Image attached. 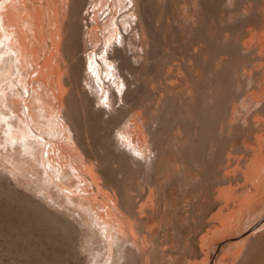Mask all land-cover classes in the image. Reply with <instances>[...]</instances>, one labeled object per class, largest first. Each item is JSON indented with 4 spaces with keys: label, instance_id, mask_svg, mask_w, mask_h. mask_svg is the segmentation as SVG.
Masks as SVG:
<instances>
[{
    "label": "bare ground",
    "instance_id": "6f19581e",
    "mask_svg": "<svg viewBox=\"0 0 264 264\" xmlns=\"http://www.w3.org/2000/svg\"><path fill=\"white\" fill-rule=\"evenodd\" d=\"M84 2L90 0H0V149L6 147L5 151H8L3 156L1 150L0 158L6 164L5 171L16 170L31 182L34 193L43 194L63 211L66 210L67 215L86 231L88 243H106L107 259L103 264H119L127 257L126 252L135 251L136 243L142 241L137 239L136 242L135 235L129 237L128 234H135L138 228L131 220L136 221L137 218L140 221L138 218L145 211L148 215L154 198L151 199L150 189L144 201H138L135 214L121 207V202L126 204L127 201L126 197L122 198V190V195L118 193L120 180L117 177L119 184L116 189L115 177L102 170L100 156L110 159L113 165H117L119 160L123 161H120L122 164L128 162L145 174L150 172L149 169H158L160 165L157 164H163L160 162L169 148L165 147L169 140L162 137L163 132L167 133L164 131L167 120L175 124V128H171L175 131L171 139L174 151L179 144L185 148L194 144L197 136L201 143L207 141L202 140L207 133L216 145L219 135L215 136V132L227 134L245 126L257 129V118L252 119L249 113L242 112L240 107L243 102L233 98L234 91L231 89L246 90L259 82L262 83H259L260 86L264 85L262 79L259 80V72L264 67L256 72L258 65H254L259 57L264 61V31L249 29L257 23L264 24V0H91L93 7H86ZM181 5L187 12L185 16L180 13L184 17L178 14V10L184 7ZM101 11L102 14L107 11L103 22L98 16ZM210 26L218 28L217 37L211 34ZM245 26L248 27L247 35L242 34L244 37L239 38L242 36L237 32ZM23 29L28 33L26 37ZM235 29H239L236 31L238 36L234 33ZM242 29L240 32L245 31ZM83 34H88L85 38L87 43L82 42L81 46L78 41L82 40ZM76 38H79L78 44L75 43ZM177 42L183 44V53L177 50L178 53L177 48L176 53H172V46L168 53L165 52V44L174 47ZM28 45L36 46L28 48ZM78 45L82 49L77 48ZM73 53L75 60L69 57ZM169 53L172 54L171 59ZM251 54L259 56L257 59L250 56L255 59L254 64H242L239 58L249 59ZM166 55L169 56L167 62ZM65 86L70 87V96ZM73 87L76 90L71 91ZM179 89L182 95L178 96L174 92ZM72 92H78V95H72ZM169 93L174 94L170 97ZM73 96L78 101L72 98L73 103ZM250 96L252 103H259L257 97L260 95ZM175 99L179 104L183 100V110L177 109ZM75 102L83 109L88 107L91 115H86V111L82 117L77 112L81 107ZM209 105H212V112ZM261 105L263 107L264 104ZM76 117L85 119L79 123ZM78 123L83 124L85 130L82 138L78 135ZM255 136L253 139L258 148L253 150L251 147V158L246 159L242 155L243 152L249 155L247 147L242 146L244 150L239 151L230 150L233 144H229V149L226 145L230 154L226 153L228 156L223 158L226 163L222 167V179L228 183L240 179L244 183L240 181V186L236 184V188L239 187L237 190H234L235 185L231 186L235 181L230 182V186L226 184L229 189L225 186L221 191L219 187L215 188L218 191L214 190L213 194L218 192L216 199L214 197V200L218 198L217 202L225 198L222 196H237L242 205L248 198L255 200L256 205L259 204L257 200L264 202V141L262 136ZM179 139L182 141L179 142ZM198 145L201 147L202 144L199 142ZM194 150H187L193 162L200 149L197 152ZM244 164L246 172L242 170V177L237 178L235 172L239 173V167ZM177 165L180 169L184 161ZM30 175L35 178L31 179ZM243 184L247 188L240 189ZM226 199L224 202L227 204ZM234 200L239 206L236 198ZM229 202L228 205H231ZM248 202L253 206L249 209L256 206ZM223 203L221 201L219 211L228 208ZM234 204L229 207L238 209V206L233 207ZM125 207L129 208L127 204ZM245 208L248 207H244V211Z\"/></svg>",
    "mask_w": 264,
    "mask_h": 264
},
{
    "label": "rangeland",
    "instance_id": "374dc122",
    "mask_svg": "<svg viewBox=\"0 0 264 264\" xmlns=\"http://www.w3.org/2000/svg\"><path fill=\"white\" fill-rule=\"evenodd\" d=\"M90 2L88 3L84 2V5H86V7H89V6L93 7V4H90ZM183 6L184 5H181V7ZM97 7H99V3ZM104 9H106V7ZM89 11H92V8H89ZM178 11H180L178 12L179 15L180 13H182L185 16L187 13L185 6L183 8H180V10ZM106 13L107 11L105 12V14ZM105 14H102V11L98 13V16L101 17L100 21H102ZM183 15L182 17H184ZM42 20H43L42 22H44L43 24H45L46 21L44 20V16L42 17ZM257 24H255V26ZM261 25L262 23H260L258 27H255L254 25L253 27L249 26L250 27L249 29L254 28L253 30L255 32L264 31V24L262 25V27ZM44 27L46 28V25H44ZM210 28L212 29L213 32L216 31L215 33L211 31L210 32L211 34H214V35L216 34L215 36L217 37V32L219 31L218 28L216 26H210ZM247 28L248 27L246 26H245V29L241 28L242 30H245L242 32H240L241 29L240 30L238 29L240 33L239 32L237 33L240 36H242L239 38H243L244 35H247V30H248ZM83 30L86 31V27L85 28L83 27ZM96 30L99 33V28H97ZM238 30L235 29L234 33H236V31ZM243 32H246V34ZM27 34H28L27 32L24 34L25 37L27 36ZM214 35H212V37ZM87 36L88 34H83L82 36L83 41L80 40L81 42L78 41V39L81 37L76 38L75 43L78 44L79 42V44H81L82 46L83 45L82 42L84 44L87 43L85 39L87 38ZM62 37H65V36H62ZM26 43H27V40H26ZM179 45L182 47H180ZM30 46L32 47V45H28V48H31ZM76 46H75L76 50L77 48L82 49V47H80L79 45H78L79 47L77 48ZM171 46L173 48V49L171 48L173 52L172 51L170 52L172 53L174 52L176 53L177 50L179 52L181 51V53L185 51L183 44L180 42H177L174 44V47L173 45L165 44V47H167L165 48L166 49L165 52L168 53ZM37 48L43 51L39 46ZM47 49H44V50H47ZM40 50L37 49L38 53H41ZM73 54L74 55L71 54L72 56H69L71 57L70 58L71 60H75L74 58L75 53ZM169 54H170V57L166 55L165 59L167 57L171 59L172 54L171 53ZM250 56H252L253 58L256 56L255 59H257L258 55L251 54L248 56L249 57V59L247 58L248 60L246 59V57L244 59L239 58V57L238 58L241 59L242 64L244 65L246 64L247 66H249L255 60ZM251 59H253V61ZM260 60L261 58L259 57V60L257 59L255 64L253 63L254 65L256 64L258 65L255 67L256 72L261 71V68L264 67L262 64L264 63L263 59L261 61ZM165 62H167V59ZM241 62H238V64H240ZM262 70L263 71L259 72L260 74L259 80L262 79V81L264 82V79H263L264 69L262 68ZM29 71H31V69ZM64 79L65 78H63V82H65ZM4 83L6 84L7 82H4ZM259 83L257 84L259 85L258 87L255 84L256 86H252L253 88L250 87L249 89H246V90L231 89L232 91H234V96H233V92L231 93V96H233V98H236L237 100H241L240 103L243 102L240 107L243 110L242 112L249 113L250 114L249 116H251L252 119L255 117L257 118L258 124L260 123L259 124L260 127L257 124V129L256 127L245 126L243 128L242 127L235 128L237 131L233 129L227 134L224 132H221L220 134L219 132H217L218 134H215L216 132L212 130L213 132H215L213 133L215 136L219 135L220 138L218 137V140H217L219 144L216 143L215 145L214 142L212 141L213 139H211L210 137H207L209 136V134L207 133V136H204L205 138L204 137L202 138V140L206 139L207 141H203L201 143L200 137L197 136L196 137L197 139L194 138L196 142L193 140L194 144H190L191 146L188 144L186 145V147L187 146L188 147L185 148V146L183 147L181 146V144H179L177 151H174L172 149L173 148L172 140L174 137V134L172 132H175L173 131L175 128V124L172 125L171 124L172 121L167 120L165 123V125L167 126L164 127L165 129L164 131H167V133L163 132L164 134L162 135V137L167 138V140L165 138L164 139L166 141L169 140L168 144L170 145V142H171V145L169 146L168 144H166L167 146H165L169 148H167L166 152H164L166 154L165 158L160 162V163H163L164 165L157 164L156 166L160 165L158 166V169L157 167H155L156 168L155 170H153V168L149 169L150 172H147L148 170H146L147 172L145 173L146 177H145V174L142 173L143 171H141L140 168L138 170L141 172L136 170L138 167H136L135 169V167L132 166L130 163L128 164V162L122 164L120 162L122 160H119V162L116 163L117 165H115V163L113 165V163L111 164L110 159L104 156H100L101 158H99L100 159L99 162L101 166H103L101 167L103 168L102 170L108 174H113V177H115L116 179V180L114 179V183L117 184V185L115 184L116 189L118 188L120 189L118 193L121 192V195H122V193L124 192V194L122 195V198L126 197L125 200L128 203L127 202L125 203L127 204L128 207L131 205L129 208H127L125 207L126 204L121 202V205L123 204L121 207L128 209L130 211V212L128 211L129 213L135 214L136 213L135 208H137V205L139 204V202L144 201V199L150 193L148 192L150 191V189L153 192V193L152 192L150 193V195L152 194L151 199L153 200L154 198V201H152L153 207L151 210H148V215H147V211H145V213L143 214L144 216L147 215V217L146 216L144 217L142 215L141 216L142 218L141 217L138 218L140 219V221L137 220V218H136V221H134L133 219L132 221L130 219L133 225L135 226L138 225L137 227L139 229L142 228V230H139L136 227L139 231H137L136 229L135 234H133L134 232L132 233V235L128 234L129 237L135 235L136 237L134 236L135 238L134 240L136 242L138 240L140 241V239L143 242L140 241L136 243L137 249L135 251L130 250L131 252L128 254L129 252L128 250L126 252L127 257H125L123 262L121 260L119 264H264V202L257 200L258 201L257 203L259 204L256 205L255 200L248 198L245 200V202H243V205H242L240 201L237 200L238 199L237 196L236 197L231 196L230 197L231 199L229 198V196L228 197L222 196L223 198L225 197L224 199L227 198L226 199L227 204L224 202L225 200L223 198H220L223 200H219L218 201L219 203H218L217 202L218 198L217 200H214V197L218 196V192H216L217 195L213 194V192H215L214 190L218 191L217 189H215L218 187H219L218 188L219 191L223 190L224 186L229 189L227 185L230 186V182L235 181L233 184L231 183L232 187H234L233 185H235L234 190H237L239 188V187L238 188L236 187L237 185L240 186L239 184H241V182L244 183V181H241L240 179H238L239 180L238 183H236V181L238 180L230 181L228 183L227 181L224 182V179H222L221 172L224 169L222 167H224L226 163L225 161L226 156H228L226 155V153L230 152L229 150H227V148L229 149L231 146L230 150L237 149L239 151H242L244 150L243 148L244 146L245 148L247 147L249 151V155L245 154L244 152L242 153V155L245 156V158L247 159V158H251V152H250L251 147L252 149L254 148L253 150H256L258 148L256 147L257 143L255 142V139H253L256 137L255 134L257 136L259 135L262 136L261 137L262 141H264V128H263L264 127V117H263L264 116V105L263 107L261 105V103L264 104V85L260 86L262 83L261 84ZM183 85L184 84H182L180 88L181 90H182ZM69 88L66 87L65 91L66 93H68V95L69 94L71 95V93H69L70 92ZM180 89L177 91V93L174 92L178 96L182 95V91H180ZM74 90L76 89H74L73 87L71 91H74ZM235 90H238V92H236ZM245 91L246 93H243ZM235 92L237 95L235 94ZM74 93L72 92V95L73 94L75 96L78 95L77 94L78 92H74ZM249 93L252 95H256V97L257 95L258 96L260 95L259 97H257V99H259L257 101L260 104L252 103L251 102L252 98ZM169 94H168V98L170 101V97H172V94L171 93ZM72 98L75 99V101L77 100V97L74 98L73 96L71 97V101L73 100ZM142 100L143 99H141V101ZM176 100L177 99H175V101ZM180 101H181V104H179V101L177 100L178 104L176 105H175L176 102H174V105L177 107V109L178 108L181 109L183 106V103H182L183 100H180ZM73 103H74V100H73ZM75 104L76 106H80L78 102H75ZM256 105L261 106V107L258 108ZM209 106H210L209 109L212 112V108H211L212 105H209ZM258 109H260V111ZM78 111L81 113V115L85 114L84 112L86 111L88 113L86 115L88 116L91 115L88 110V107L86 109L85 108L83 109L82 107L81 109L78 108L77 112ZM80 113L79 114L77 113V116L81 117ZM84 116L82 115V117ZM84 119L85 118L81 120H84ZM81 120L80 118H78L79 123L83 122ZM79 123L77 124V126H79L77 127V129H79L78 135L79 137L82 138L85 136V135L84 136L82 135L83 131L85 130L83 128V124L79 125ZM262 125L263 127L261 128ZM173 126L174 128L171 130ZM195 131H197V129H195ZM212 131H211V134H212ZM223 133L225 135H223ZM169 137L170 139H168ZM207 138L210 140L208 141ZM181 141L182 140L179 139V142ZM211 141L213 144L212 146H210ZM199 142L200 144H202L201 147L200 145H198ZM227 144L228 146L227 148H225ZM229 144H233V145L229 146ZM203 145H207V146L204 147ZM209 146H210V150H209ZM193 147L195 148L194 150L195 152H197V150L200 149V151H198L197 153L198 155L196 154L194 158L195 162L189 159L191 158V156H188L189 153H187L188 152L187 150L189 148L194 149ZM213 147H217V148L214 149ZM184 148L186 149V152ZM203 148H205L206 151ZM218 148H219V151H218ZM263 149L262 151H264ZM1 150L3 152V153L1 152L2 153L1 155L3 156L5 155V152L8 153V151H5L7 150L6 147L5 148L1 147L0 151ZM204 151L206 152V154H204L205 153ZM202 152L205 155V157L202 154ZM208 152H210L209 155H208ZM223 154L225 156H223ZM262 154H264V152H262ZM176 157L178 158L174 159ZM188 159H189L188 161L189 163L187 162ZM107 160L108 162H106ZM180 161H184V165H180V169L178 168L179 169L178 170L177 167L179 166L177 164H179ZM220 163H222L223 165L219 166ZM187 164L189 165L187 166ZM5 165L6 164L4 160L2 161L0 158V264H103V262H105V260L107 259L105 257L107 255V249H105L104 245H106V243H102L100 241L88 243L87 238L85 236L86 231L75 220H73L69 215H67L66 210L63 211L61 208H59V206H57L56 204H53L51 200L46 199L43 194L34 193L31 182H29V180L26 179L25 176H22L16 170H13L12 172L5 171L3 169ZM241 166L242 167H239L240 169L239 173L235 172L237 178L242 177L241 176L243 175L242 170L243 171L245 170L246 172V169L245 168L243 169V167H245V164L244 166L243 165ZM220 167L222 169H220ZM239 174L240 176H238ZM117 177L119 178L118 180H120L119 181L120 184L117 180ZM144 177L146 179H144ZM30 178L34 179L35 177L30 175ZM219 182L220 183L223 182L225 184H219ZM118 184H119V187L117 188ZM243 185H241L240 189L242 187L247 188L246 185L244 186ZM151 187L155 190L153 191ZM153 195L156 197H154ZM138 197H140L141 199L137 200ZM155 198H157V200ZM228 198L232 200L234 203H235L234 198H236L237 204H239V206L237 205L238 209L236 208L237 211L235 210V208L233 209L229 207V206L232 207V204L234 203H231L232 201L229 202L230 200H228ZM213 200L216 203H218V205ZM221 201L222 203L224 202L226 206H228V208H226L228 210L226 209L223 210V208H221V211L218 210L220 209ZM248 201H251L250 204L252 203L253 205H256V206L253 209H249V207L252 208L253 206L248 205L249 204ZM228 202L231 205H228ZM45 203L46 204L48 203V204L46 205ZM51 204H53L55 208ZM132 205H135V206H132ZM237 206H236V203L233 205V207H237ZM222 207H225V205H222ZM244 207H248V208H245L246 210L244 211ZM156 208L158 209V211H156L157 210ZM238 211H241V213ZM218 212H220L221 214H218ZM224 212L225 213L228 212V213L225 214ZM233 212L235 214H233ZM74 215L76 216L75 212H74ZM220 215H222V217ZM239 215L240 216L242 215V216L240 217ZM218 216L220 218H218ZM137 221L139 223L134 224V222H137ZM212 222L215 223L217 227ZM219 224L222 226L220 227ZM143 229L144 230L146 229V230L144 231ZM142 237L145 239H143ZM140 243H141L140 245L141 247L138 246V244ZM134 252H136L137 254Z\"/></svg>",
    "mask_w": 264,
    "mask_h": 264
}]
</instances>
